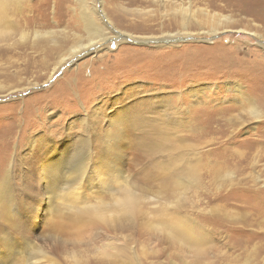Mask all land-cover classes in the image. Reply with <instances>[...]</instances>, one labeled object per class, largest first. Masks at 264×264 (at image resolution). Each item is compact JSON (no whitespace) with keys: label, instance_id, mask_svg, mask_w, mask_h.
Returning a JSON list of instances; mask_svg holds the SVG:
<instances>
[{"label":"rangeland","instance_id":"1","mask_svg":"<svg viewBox=\"0 0 264 264\" xmlns=\"http://www.w3.org/2000/svg\"><path fill=\"white\" fill-rule=\"evenodd\" d=\"M8 1L0 264H264V0H85L141 40L78 49L80 0ZM183 219L202 252L171 237Z\"/></svg>","mask_w":264,"mask_h":264},{"label":"bare ground","instance_id":"2","mask_svg":"<svg viewBox=\"0 0 264 264\" xmlns=\"http://www.w3.org/2000/svg\"><path fill=\"white\" fill-rule=\"evenodd\" d=\"M80 6H81V18L84 22V28L86 29V31L88 32V42L85 44H79L77 46H73L74 49H78V48H87L90 46H93L95 44H97L98 41L100 40H104L107 39L108 37H110V35L115 34V37L119 38V42L123 41L124 39L130 38L131 40L134 39V35L127 33L126 31H123L121 29H118L115 27V23L113 18H111V16H108V14L106 13L104 7L100 9L98 8L99 6L97 5L96 1H85V0H80L78 1ZM239 2V0H238ZM242 2V1H241ZM264 2V1H262ZM237 4V2H236ZM9 6V1L8 0H0V22L5 18L4 16L6 15V10L7 7ZM261 6V5H260ZM259 8V7H258ZM182 13V12H181ZM114 17V16H113ZM117 17H119L117 15ZM223 18L225 19V21H227V19H230V17L228 16H223ZM118 19V18H117ZM229 21V20H228ZM131 22V21H130ZM221 24V22H219ZM186 27V25L184 26ZM230 30V29H228ZM218 29H214L213 33H217ZM178 35H181V33H177ZM171 38L170 34H163L162 37L160 38ZM112 39V38H110ZM138 39V41H140L141 39L139 38H135ZM167 40V39H166ZM165 40V41H166ZM149 41V40H148ZM168 41V40H167ZM80 43V42H79ZM67 58V56L62 57V61H64ZM62 61H60L59 63L61 64ZM239 92H241L240 87L238 86V88L236 89ZM144 102V101H143ZM144 104V103H143ZM149 104V103H148ZM147 105V104H146ZM151 105V104H150ZM142 107V106H141ZM142 111V110H141ZM137 112V111H136ZM146 112V111H145ZM254 114H256L257 112L255 110L252 111ZM135 113V112H134ZM120 114V113H119ZM142 114V113H141ZM128 115V113H127ZM143 115V114H142ZM124 116V115H123ZM135 116V115H134ZM137 116L132 117L131 123L130 121H128L130 123V128L137 125H143L144 123L138 121L136 119ZM124 118V117H122ZM128 118V117H127ZM142 119V118H141ZM146 119V118H145ZM142 121V120H141ZM144 121V120H143ZM147 121V120H145ZM149 121V120H148ZM152 121V120H151ZM120 122V121H119ZM123 122V121H122ZM126 123V122H125ZM151 124V123H150ZM155 124V123H154ZM152 128V127H151ZM129 129V128H128ZM159 129V128H158ZM125 131V129H124ZM128 131V130H127ZM148 132V131H147ZM111 133V132H110ZM120 130H119V134H120ZM154 133V132H153ZM119 134L116 135V133H112V135H110V139L109 140H113L115 139L116 136H118ZM148 134V133H147ZM145 136V135H144ZM148 136V135H147ZM156 136V135H155ZM161 136V135H160ZM107 137V136H106ZM148 137H146L145 139H147ZM154 138V137H153ZM107 140V139H106ZM40 141V140H39ZM41 141H44V143H42L41 150H39L38 155L40 156L41 154H49L51 150L54 149L55 146V140L52 139L53 144L50 145H46L49 144L46 142L45 139L41 138ZM40 141V142H41ZM151 141V140H150ZM153 142V141H152ZM154 143V142H153ZM107 144V143H106ZM116 144V143H115ZM151 145V144H150ZM33 146V145H32ZM38 146V147H39ZM112 146V145H111ZM155 146V145H154ZM150 147V146H149ZM39 149V148H38ZM148 149V148H147ZM194 150V147L193 149ZM108 151V150H107ZM194 152H196L194 150ZM106 154V153H105ZM196 157H199V152L195 153ZM195 155H193V153H189L188 152V157H195ZM42 157V156H40ZM38 158L37 160H42V158ZM49 158L45 159V162H47V164L42 166V169L44 170V175L47 178V184H50L53 182V184H55V181L57 179V169H60L61 167L59 166V160L57 161V159H54V157H51L50 155L47 156ZM186 160V159H185ZM42 162V161H41ZM34 164V163H33ZM59 164V165H58ZM200 164V163H199ZM198 165V164H197ZM60 167V168H59ZM188 165L186 166L187 169ZM96 170V169H95ZM101 170V169H100ZM109 170V169H108ZM63 171V170H62ZM189 173L191 178H196L197 176V172L195 173V165H191L189 168ZM9 173V172H8ZM196 174V176H195ZM11 176V172L8 174V178ZM43 177V176H42ZM103 179V178H102ZM8 182V181H7ZM104 182V181H103ZM3 183V182H2ZM46 183V182H45ZM76 184V183H75ZM46 185V184H45ZM4 187V186H3ZM7 188V187H6ZM53 188V187H52ZM26 189V188H25ZM27 189H31L29 187V185H27ZM54 190V189H53ZM6 191L5 188H1L0 187V212H2V210L5 208V203L6 201H4V192ZM53 192V191H52ZM62 192V191H61ZM11 194V193H10ZM129 197V196H128ZM11 199L13 198L10 197ZM8 200V199H7ZM22 201H24V199H22ZM125 202H127V200H125ZM128 204V205H127ZM127 207L125 206V208L128 209L129 212L134 213L136 210V201L134 200L133 197H131L130 199H128L127 202ZM123 208V207H122ZM26 209V208H25ZM126 209V210H127ZM125 210V211H126ZM97 212V211H96ZM101 213V212H100ZM99 214V212H98ZM92 216V215H91ZM88 217V216H87ZM185 220V219H183ZM22 222V220H20V223ZM177 223V222H176ZM174 225V224H173ZM193 225V224H192ZM199 232V231H197ZM206 234V233H205ZM3 235V234H2ZM170 235L171 237L175 238L176 240L179 239L181 241H183L185 244L189 245L192 249H194L195 251H200L202 252L205 249V244H206V239H205V235H199L196 233L195 229L189 224L188 221H182L180 220L177 224H175L174 226H171V230H170ZM6 236H10L8 234L5 235ZM8 238V237H7ZM10 239V237H9ZM9 241V240H8ZM12 241V240H11ZM4 242V241H3ZM8 245V242L6 243ZM10 245V243H9ZM12 244L9 246V248H7L8 250L11 249ZM15 246V245H14ZM8 247V246H7ZM5 250V249H4ZM2 255V254H1ZM4 257V255H3ZM15 257V255H14ZM2 258V257H0ZM3 259V258H2ZM1 259V260H2ZM6 261V260H5Z\"/></svg>","mask_w":264,"mask_h":264}]
</instances>
